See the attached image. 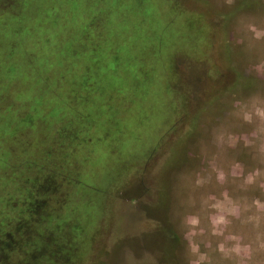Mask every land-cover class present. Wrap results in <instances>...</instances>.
Wrapping results in <instances>:
<instances>
[{"label": "rangeland", "instance_id": "374dc122", "mask_svg": "<svg viewBox=\"0 0 264 264\" xmlns=\"http://www.w3.org/2000/svg\"><path fill=\"white\" fill-rule=\"evenodd\" d=\"M238 1L0 0V201L34 264H264V0Z\"/></svg>", "mask_w": 264, "mask_h": 264}, {"label": "trees", "instance_id": "16d2710c", "mask_svg": "<svg viewBox=\"0 0 264 264\" xmlns=\"http://www.w3.org/2000/svg\"><path fill=\"white\" fill-rule=\"evenodd\" d=\"M255 4H258V3L254 0H240L238 1L236 5L235 4L233 5L232 12L234 11L241 12L243 10H250L255 6ZM79 55H80L79 53L74 54V52L70 55V60L72 63L71 68L69 69L66 75V78L61 80L63 81V84L67 82L72 83L70 85V90L73 85H77V88L79 89L76 88L77 91H74V94H77V95L79 94L80 91H82L84 87L89 85V84L86 85V82H90L92 80H98L99 78H101V76L92 77L87 72L83 74L81 67L77 65V63L80 61ZM201 68L202 67L200 66V73H197V75L195 73L194 74L189 73V80L186 83V87H187L186 93L184 97H182L184 109H185V106H187V104L194 103L196 99L195 97H197V94H199V90L197 89V86H196L197 80L198 79L202 80L207 77V75L203 74L204 72L202 71L203 69ZM104 71L106 73L111 72V70H105V69ZM54 73L56 74V71L54 68L49 72L46 71V77H47V74H49V76H56V79H58V76L60 75H57V74L55 75ZM236 80H237L236 83L240 85L241 88H244V89H249L253 81L250 76L244 77V79L238 77ZM65 86L67 87V85ZM231 91H233V89H231ZM40 98H44V97H40ZM77 99L80 102L86 101V96L83 94H80V97H78ZM58 103H62V104L61 105L55 104L54 107H55L56 112H59L60 108H65L69 112V114L70 113L75 114V115L77 114L80 117L83 116L81 115L83 111H79L80 109L73 106L71 102L69 103L66 100H64V102L58 100ZM41 105L42 107H45V104L42 103ZM29 132L31 133L30 130H27L26 134ZM28 146H31V142L28 144ZM23 149H24L23 146H20L19 148L14 145L9 146L10 153L12 154L20 153ZM3 163L4 165L7 166V162H5V160ZM0 171L2 170L0 169ZM22 200L23 198H17L13 196L12 198L8 200L0 201V249H5L7 255H10L9 260H11L12 262L17 261V258H20L18 260H21L20 262L22 264H34V261H36L35 260L36 257L34 256L33 253L31 254V252L27 251L29 246H31L29 242L30 240L28 238L29 237V227L26 226L23 222H21L23 221V219H21V215L18 216V213L20 212L18 209L19 208L21 209L23 205ZM36 207L40 208V205ZM15 209H17L18 211ZM11 211L12 213H14V215H12L11 218H8V215ZM56 264H63V261L62 262L58 261Z\"/></svg>", "mask_w": 264, "mask_h": 264}]
</instances>
